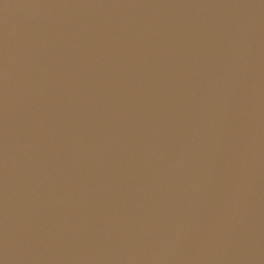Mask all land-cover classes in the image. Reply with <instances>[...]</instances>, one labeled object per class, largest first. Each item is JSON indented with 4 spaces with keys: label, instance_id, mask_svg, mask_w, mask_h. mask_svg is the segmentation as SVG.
Segmentation results:
<instances>
[{
    "label": "water",
    "instance_id": "obj_1",
    "mask_svg": "<svg viewBox=\"0 0 264 264\" xmlns=\"http://www.w3.org/2000/svg\"><path fill=\"white\" fill-rule=\"evenodd\" d=\"M0 264H264V0H0Z\"/></svg>",
    "mask_w": 264,
    "mask_h": 264
}]
</instances>
